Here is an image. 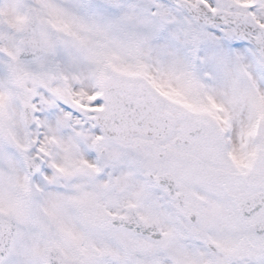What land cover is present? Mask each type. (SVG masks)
I'll list each match as a JSON object with an SVG mask.
<instances>
[{"label": "rangeland", "instance_id": "obj_1", "mask_svg": "<svg viewBox=\"0 0 264 264\" xmlns=\"http://www.w3.org/2000/svg\"><path fill=\"white\" fill-rule=\"evenodd\" d=\"M204 1L213 6V0ZM228 1L241 6L245 3L243 10L264 22L262 0L261 3L260 0ZM31 7L37 11L46 41L47 52L42 62L50 60L56 66V78L43 82L53 87L56 97L61 100L80 103L86 92L81 91L78 84L70 86L68 78L60 72L61 63L56 60L55 52L61 62L69 64L66 68L84 86L95 83L102 56H113L114 69L144 74L173 103L189 105L194 102L195 87L207 79L212 93L217 91L219 84L231 82L229 101L236 105L231 111L234 120L240 117V103L245 108L248 105L245 113L249 120L253 106H258L264 113V66L255 50L238 40L230 29L218 25L201 26L179 7L163 0L108 3L95 0H0L4 19V43L0 46L3 55H8V61L0 55V88L5 81L3 60L11 63L16 56L17 34ZM60 32L59 43L60 37L54 40L53 36ZM226 40L232 45L227 46ZM196 57L200 62L198 66ZM13 63L8 72H13L15 66H23L25 72L35 68V63L32 68L26 67L25 63ZM197 70H202V75L196 81L194 76L197 75L193 74ZM20 80L26 91L34 89L33 80L26 73ZM15 97V90H10L5 97L0 90V129L3 130L0 131V211L14 216L18 222L12 252L2 264H46L47 238L56 242L68 257H80L85 264H230L228 257L234 246L230 248L229 245L237 241L238 222L232 219L210 223V231L203 232L199 238L194 232L200 225L202 228L203 223L192 225L179 220L172 204L167 205L162 190L148 179L151 169L146 164L147 159L140 158L138 150L134 153L120 147V168L113 176L115 186L112 188V184L104 183L100 216L106 218L121 213L132 205L145 223H156L164 237L155 241L134 233L109 231L105 225L104 228L93 224L88 228L90 222L86 220L84 209L68 204L66 200L70 197L59 191L67 184V176L74 189L84 188L88 181L84 174L87 160L80 150L72 148L73 140L65 138L68 128H75L76 119L58 102L41 98L38 117L44 135L35 133L34 141L36 144L41 142L39 148H43L40 153H44V166L29 180L17 160L23 139ZM57 119L59 125L56 128L45 127ZM5 132L9 136L7 140L2 136ZM156 151L161 152V149ZM127 155L129 159L124 162ZM109 156L112 154L107 156L112 161ZM71 198L75 200L78 196ZM166 211L171 216H167ZM207 240L217 244V254L209 251Z\"/></svg>", "mask_w": 264, "mask_h": 264}, {"label": "flooded vegetation", "instance_id": "obj_2", "mask_svg": "<svg viewBox=\"0 0 264 264\" xmlns=\"http://www.w3.org/2000/svg\"><path fill=\"white\" fill-rule=\"evenodd\" d=\"M232 3L236 2L213 0V6H210L213 9H228ZM262 6H264V0H262ZM238 10L244 11L239 4ZM25 22L18 31L17 37ZM57 34L53 36V39L57 40L59 36L60 43L62 33ZM39 37L40 48L38 42L32 38L28 44L22 42L19 54H17V43L16 56L13 57L11 63H5L3 60L6 66L2 72L5 81L1 84L0 90L4 97L9 94L10 90H15L14 102L17 106L19 130L22 132L23 144L21 150L17 152L18 161L20 160L18 164L21 160L25 161L31 157L39 156L44 159V153H40V149L43 148H39L41 142L36 144L34 135L35 133H39L40 136L44 135L41 133L44 132V128L38 117L41 109L40 100L42 97H44L43 100L52 99L76 119L77 124L74 125L76 131L75 128H68L66 131L68 136L65 138L73 140L71 141L72 148L80 150L88 163L84 172L88 181L84 188L74 189L67 176V184L59 191L70 197L66 200L68 204H76L84 209L86 220L90 222L88 228L93 227V224L103 225V227L105 225L109 231L132 233L124 226L111 225L110 216L112 214L103 218L100 216L99 208L104 204V183L107 181L110 185L112 184V188L115 186L113 179L120 168V147L134 153L138 150L140 158L145 157L146 164L151 169L148 172V179L162 190L166 196L167 205L172 204L179 220L192 225L198 222L203 223L202 228L200 225L199 230L194 232L195 235L202 238L203 232L210 231V223L228 222L234 219L239 224L236 230L238 235L237 241L233 242L232 246L229 245L230 248L234 246L233 252L228 257L229 263L264 264L263 110L259 111L258 106H255L256 108L253 106L249 120L248 114L245 113L248 105L245 108L244 104L240 103L242 110H238L240 112L238 116L242 118L234 120L231 117V111L236 105L229 101L228 86L231 82L219 84L217 91L212 93L209 82L205 79L206 82L195 87V101L189 105L173 103L165 97L164 110L175 117L176 123L172 131L161 141L141 136L130 137L127 141L115 139L105 134L103 127L96 119L97 112L104 108V100L100 92L104 89L105 80L121 72L113 68L112 64L115 62H113V56H102L103 61L95 83L84 86L66 68L69 64L61 62L55 52L56 60L61 63L62 71L60 72L68 78L70 86L78 84L81 91L86 92L82 102L68 103L69 100L57 98L56 90L43 82V80L50 81L56 78V66L50 60L42 62L46 56L47 46L41 24ZM226 43L227 46L232 45L229 40H226ZM0 55L4 56L3 52H0ZM7 57L8 55L4 56L5 61H8ZM13 62L25 63L28 68H32V64L35 63V68L30 72H25L23 66H15L13 72H8ZM197 62L196 66L200 63ZM16 69H19L18 74ZM47 69L48 73H46ZM14 72L17 77L15 74L13 77ZM25 73L33 80L34 89L32 90L26 91L21 84L20 78ZM193 75H197L194 76L197 81L202 75V70L195 71ZM34 76L38 79L36 80ZM52 121L55 120H51L50 124L46 123L45 127L54 129L59 125L58 119L55 122ZM0 131L3 132L2 129ZM2 136L6 140L9 137L6 132ZM154 148L156 150L160 148L161 152H157ZM110 154H112L109 156L112 161L107 157ZM113 156L116 157L113 159ZM127 158L129 159L128 155L124 162ZM19 168L22 170L20 165ZM152 169L157 173L153 174ZM159 176L166 187L158 184ZM168 184L174 186L173 192L168 188ZM169 192L172 194L170 195ZM74 195L78 196L75 200L71 198ZM240 204L244 205V211L248 217L244 218L238 212ZM124 212L113 214L122 215ZM166 215L171 216L168 211ZM209 242L210 240H207L206 244Z\"/></svg>", "mask_w": 264, "mask_h": 264}, {"label": "water", "instance_id": "obj_3", "mask_svg": "<svg viewBox=\"0 0 264 264\" xmlns=\"http://www.w3.org/2000/svg\"><path fill=\"white\" fill-rule=\"evenodd\" d=\"M169 1L182 7L198 22L218 23L231 27L237 37L256 48L264 62V24L244 13L223 9L212 12L203 3L194 5L184 0ZM234 7L230 8L233 10ZM24 33L30 34L31 39L39 43L38 22L34 11H30ZM104 100L106 108L98 113L97 119L107 135L112 138L127 140L132 135L138 134L161 140L172 127L171 119L161 111L162 95L142 76L110 77L106 81ZM32 163L35 164L33 169L37 170V161L34 160ZM111 222L113 225L126 226L138 234L156 240L162 239L158 227L155 224H145L133 208H129L123 216H113ZM16 232L17 225L14 219L0 212V263L9 255ZM210 246L214 252H217L214 245L210 244ZM46 257L47 264H83L79 260L66 258L55 246L49 247Z\"/></svg>", "mask_w": 264, "mask_h": 264}, {"label": "bare ground", "instance_id": "obj_4", "mask_svg": "<svg viewBox=\"0 0 264 264\" xmlns=\"http://www.w3.org/2000/svg\"><path fill=\"white\" fill-rule=\"evenodd\" d=\"M4 19H3V17H2V15H1V12H0V45L1 44H3L4 42V38H3V36H2V34H3V31H4ZM213 26V25H212ZM206 27H208L209 28V26H206ZM1 47V46H0Z\"/></svg>", "mask_w": 264, "mask_h": 264}]
</instances>
